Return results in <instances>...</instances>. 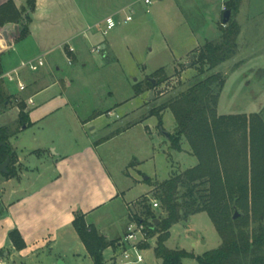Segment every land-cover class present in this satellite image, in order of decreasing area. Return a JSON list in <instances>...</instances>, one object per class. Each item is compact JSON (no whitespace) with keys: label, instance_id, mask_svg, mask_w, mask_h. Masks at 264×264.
Segmentation results:
<instances>
[{"label":"rangeland","instance_id":"1","mask_svg":"<svg viewBox=\"0 0 264 264\" xmlns=\"http://www.w3.org/2000/svg\"><path fill=\"white\" fill-rule=\"evenodd\" d=\"M41 1L42 8L50 10L51 21L57 24L68 25L74 21L75 13L81 14V17H76L77 25L73 33L85 30L88 37L78 35L76 40L65 43L79 52L72 56V62H69L61 41L44 48L48 51L45 54L50 68L48 79L50 82L62 80L70 84L64 95L75 104L82 118L94 120L87 131L95 127L93 132L97 133L101 127H111L102 132L95 142L101 145L98 153L121 187H126L133 178L140 181V185L125 195V200L134 201L149 190L147 181L161 182L173 172L194 166L197 158L190 154L185 139L182 140V151L170 148L162 130L173 133L176 121L170 108L162 111L159 108L190 84L197 72L193 62L206 39L219 41L220 27L226 25L221 20L227 0H152L149 5L143 0ZM18 2L26 5V0ZM110 15L114 16L117 24L104 36L101 33L103 20ZM127 15L131 16V20L124 22ZM232 19L240 27L237 52L215 69L225 77L217 113L264 112V0H242ZM15 42L14 46L21 49L27 40L23 38ZM92 48L98 51L92 52ZM7 49L0 59L4 55L3 59L16 62L19 66L22 61L17 60L18 56L12 48ZM159 68H163L165 73L154 77L153 72ZM32 73L22 69L23 78L32 76ZM160 78L163 80L160 81ZM4 83L10 93L20 95L15 83L8 80ZM135 89L146 90L136 93ZM149 93H152V98ZM108 111L112 112L111 115L107 114ZM139 122L142 124L136 125ZM40 125L10 139V143L28 151L45 147V153H48L54 146L51 142L62 137L65 139L67 132H72L66 128L50 131ZM133 125L136 126L130 133L121 134L122 129ZM25 156L30 161L27 165L33 169L32 172L36 174L34 167L41 170L40 163L34 159L36 156L29 153ZM14 167L18 171V166ZM50 174L43 171L40 182ZM145 177H148L146 182ZM6 181L0 176V196L11 190ZM152 195L153 190L149 192V198ZM137 204L134 203L131 210L135 211ZM94 217L90 216L89 221ZM122 221L112 225L110 229L118 231L110 233L108 229H102L110 224L105 217L102 232L110 237L119 232L123 236ZM112 241L113 250L105 251V257L111 260L104 263L112 264L115 255L117 260L121 259L120 253L125 247L118 239ZM138 241L139 236L129 243L132 245ZM220 243L221 238L207 213L199 212L186 221L174 224L165 245L171 249H184L193 255L184 258L183 264H198L195 256L217 248ZM154 246L155 237L148 238L146 235L145 241L139 244L143 261L138 264H162L161 259L154 255ZM68 257L54 256L55 264L88 263L87 256H81L80 260Z\"/></svg>","mask_w":264,"mask_h":264},{"label":"trees","instance_id":"2","mask_svg":"<svg viewBox=\"0 0 264 264\" xmlns=\"http://www.w3.org/2000/svg\"><path fill=\"white\" fill-rule=\"evenodd\" d=\"M241 1H226L225 10L231 14L225 27H220L219 41H206L200 47L193 62L197 72L190 84L159 108H170L176 121L174 132L168 137L170 148L182 151L185 139L190 154L197 158L194 166L154 182L152 198L142 196L138 200L139 213L129 218L143 227L148 238L155 237L154 255L162 264H183L184 258L193 257L184 249H171L165 243L174 224L199 212L207 213L221 243L195 256L198 264H264V112L217 113L225 77L215 69L237 52L240 27L232 14L238 11ZM35 8L36 0H26L21 8L13 0H6L0 4V30L7 24L17 25L15 41L25 38ZM164 73L159 68L153 76ZM143 90L146 89H135L136 93ZM10 103L11 96L0 79V114ZM18 107L17 127L0 126V141L4 143L0 162L10 159L7 171L0 173L4 180L17 174V154L9 139L30 124L25 104L19 102ZM153 200L158 203L157 209L152 206ZM3 215L0 197V218ZM72 226L93 264H105L103 251L113 246V241L88 224L82 213L75 214ZM9 238L16 249L25 246L17 230H12Z\"/></svg>","mask_w":264,"mask_h":264},{"label":"crops","instance_id":"3","mask_svg":"<svg viewBox=\"0 0 264 264\" xmlns=\"http://www.w3.org/2000/svg\"><path fill=\"white\" fill-rule=\"evenodd\" d=\"M5 1L0 0V4ZM18 1L13 0L15 6L23 7L24 5ZM76 17H81V14L75 13L74 21L68 25L54 23L51 21L50 10L42 8V1L36 0L35 11L31 14L29 34L25 37L27 42L24 46L22 45L21 49H18L14 46L16 35H12L5 41L6 46L0 50L1 56L8 50L7 48H12L19 62L38 57H42L45 61L37 73L31 71L32 76L26 75V78H23L22 69H20L18 79L9 81L15 83L17 88L19 81L25 85L24 90L18 88L20 95L10 93L4 83L6 79H2L5 89L11 96V103L0 114V126H8L12 123V127L10 126L12 129L17 127L19 102L25 104V111L30 121L29 126H22L19 132L10 139L19 137L39 124L41 128L50 131H61V128L72 131L67 132V138L62 137L59 141L51 142L54 146H52V152L48 153H45V147H40L38 151H28L18 149L10 143L17 154L15 165L18 166V171L15 177L6 181V184L11 185V190L0 196L4 207V215L0 218V261L2 264H55V258L68 256L73 260H80L81 256L84 258L87 256V264H93L72 226L75 214H84L86 222L94 225L106 239H118L121 242L126 234L129 215L139 213V205L137 204L135 211L131 210L132 205L142 196L149 197V192L153 189L154 182L147 181L150 186L149 190L144 191L134 201L125 200V195L133 187L140 185V181L133 178V181L126 187H121L114 180L98 153L101 145L95 142L102 132L110 130L111 127H101L97 133L93 132L96 130L95 127L87 131L86 129L94 120L82 118L75 104L64 95L65 89L70 87V84H65L62 80L50 82L48 79L50 68L45 59L48 51H44V48L61 41L67 55L72 57L79 52L69 53L66 49L68 44L65 43L69 40H76L78 35L88 37V32L85 30L73 33L77 25ZM206 41L212 40L206 39ZM3 57L0 59L2 74L18 68L16 62L13 63ZM108 113L112 112L108 111ZM8 116H10L9 119H7ZM140 124L142 123L139 122L136 125ZM136 125L122 129L121 134L130 133ZM26 153L36 156L34 159L40 163L41 170L34 167L36 174L27 165L30 161L25 156ZM43 171L51 174L40 182ZM147 178L144 179L145 182ZM90 216H95L92 221H89ZM105 217L110 224L102 229H108L110 233H116L118 230L110 229V227L123 220L121 226L123 236L119 232L110 237L106 232H102L101 226L104 225ZM12 230L19 232L25 244L22 249H16L9 238ZM107 249L113 250L112 246H109L103 251L104 261L111 260L105 257ZM64 263L60 262V264Z\"/></svg>","mask_w":264,"mask_h":264},{"label":"built area","instance_id":"4","mask_svg":"<svg viewBox=\"0 0 264 264\" xmlns=\"http://www.w3.org/2000/svg\"><path fill=\"white\" fill-rule=\"evenodd\" d=\"M152 0H143V3L146 5L151 4ZM224 9V7H223ZM225 10V9H224ZM131 16L127 15L124 19V22L130 21ZM103 28L101 29L102 35H106L110 30H112L117 22L113 15L107 16L103 20ZM66 49L69 53L74 54L76 51L74 47L70 45H66ZM91 51H98L97 48H92ZM69 62H72V57H69ZM45 63L44 59L42 57H38L35 59H29L26 61H22L18 68L13 69L10 72H7L5 74L0 75V79H6L8 81H14L15 79H18L19 71L20 69H28L30 71H37L41 66H43ZM18 88L19 90H24L25 85L18 82ZM31 102V100H30ZM111 114V113H108ZM153 207H158V203L156 201H152ZM139 236V241L136 244H130L129 242L132 240H135L136 237ZM146 239V233L143 231V227L139 225L135 221H129L127 228H126V234L124 235V238L121 240L120 244L123 245L125 248L120 253L121 259L117 260V256H114V260L112 264H138L143 261V257L141 254V250L139 247V244L142 241H145ZM0 264L2 262L0 261Z\"/></svg>","mask_w":264,"mask_h":264},{"label":"water","instance_id":"5","mask_svg":"<svg viewBox=\"0 0 264 264\" xmlns=\"http://www.w3.org/2000/svg\"><path fill=\"white\" fill-rule=\"evenodd\" d=\"M230 10H225L222 14V24H226L228 20L230 19ZM19 33V26L7 24L0 30V50H2L6 45L5 41H7L12 35H18ZM10 45L12 44L11 41L8 42ZM154 84V82H153ZM150 97L152 98V93H149ZM162 133L165 135V137H169V133L162 130ZM4 143L0 141V147L3 146ZM9 157L5 159V161L0 162V173H5L7 171V166L9 164ZM147 178V177H145ZM237 216V213L234 214V218ZM155 223H158V220H155Z\"/></svg>","mask_w":264,"mask_h":264}]
</instances>
